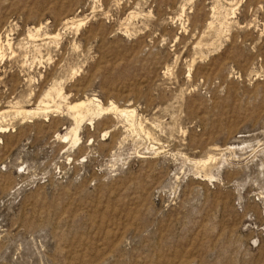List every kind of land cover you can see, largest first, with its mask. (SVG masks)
<instances>
[{
	"label": "rangeland",
	"instance_id": "obj_1",
	"mask_svg": "<svg viewBox=\"0 0 264 264\" xmlns=\"http://www.w3.org/2000/svg\"><path fill=\"white\" fill-rule=\"evenodd\" d=\"M0 55V264H264V0H0Z\"/></svg>",
	"mask_w": 264,
	"mask_h": 264
},
{
	"label": "bare ground",
	"instance_id": "obj_2",
	"mask_svg": "<svg viewBox=\"0 0 264 264\" xmlns=\"http://www.w3.org/2000/svg\"><path fill=\"white\" fill-rule=\"evenodd\" d=\"M54 90H55V88H54ZM48 106L45 104L42 107H37L35 110L29 109V110H24V111L21 110L19 112L17 111V114H24V115L29 116V115H37L39 113H43L44 115H47V113L50 112L49 111L50 107H48ZM67 109L70 112L69 113L70 116L72 117L73 126L69 129L68 133H66L63 136H60V138L63 139V141L69 140L71 142V145L76 144L77 141L79 140L78 128H79V125L81 124V122L84 120L85 117H88L89 123L92 124L91 120L93 119V117H97V116L102 115V114H108L111 111L114 112L115 114L118 113V115H121L122 117H124L126 119H129V121L135 114V111L133 109H128V110L126 108L119 109L113 103H110L109 107L108 106H102L101 103L93 97L92 98H84V99H80V100L71 102L70 104H68ZM126 119H124V120H126ZM129 121H128V124H130ZM132 121H133V118H132ZM131 124H132V122H131ZM229 147H231V146H229ZM205 163H206V160L203 161V164H205Z\"/></svg>",
	"mask_w": 264,
	"mask_h": 264
}]
</instances>
